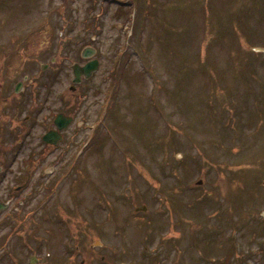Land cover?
<instances>
[{
  "label": "rangeland",
  "instance_id": "1",
  "mask_svg": "<svg viewBox=\"0 0 264 264\" xmlns=\"http://www.w3.org/2000/svg\"><path fill=\"white\" fill-rule=\"evenodd\" d=\"M260 46L264 0H0V264H264Z\"/></svg>",
  "mask_w": 264,
  "mask_h": 264
},
{
  "label": "water",
  "instance_id": "2",
  "mask_svg": "<svg viewBox=\"0 0 264 264\" xmlns=\"http://www.w3.org/2000/svg\"><path fill=\"white\" fill-rule=\"evenodd\" d=\"M93 48H86L83 50L82 55L83 57H91L94 54ZM99 68V61L97 58L89 60L86 64L80 65L75 63L72 65V70L74 73V83H79L82 80V76L85 78H89L93 75L95 71ZM72 89H74L72 87ZM73 118L71 116H66L64 113H60L55 118V124L58 129H63L68 126ZM44 139L48 142H52L56 144L60 139H62L61 134L57 130H50L45 136Z\"/></svg>",
  "mask_w": 264,
  "mask_h": 264
},
{
  "label": "flooded vegetation",
  "instance_id": "3",
  "mask_svg": "<svg viewBox=\"0 0 264 264\" xmlns=\"http://www.w3.org/2000/svg\"><path fill=\"white\" fill-rule=\"evenodd\" d=\"M31 117V116H30ZM26 118H29V116H27Z\"/></svg>",
  "mask_w": 264,
  "mask_h": 264
}]
</instances>
